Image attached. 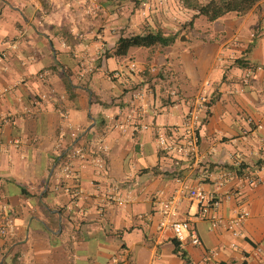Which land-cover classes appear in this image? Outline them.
<instances>
[{
    "label": "crops",
    "instance_id": "0c3cea01",
    "mask_svg": "<svg viewBox=\"0 0 264 264\" xmlns=\"http://www.w3.org/2000/svg\"><path fill=\"white\" fill-rule=\"evenodd\" d=\"M205 1L0 0V204L14 225L0 264H264V0L212 22L193 18ZM185 23L173 45L104 56L120 36ZM200 90L197 161L162 151L157 135L181 125ZM86 129L87 155L69 159ZM194 187L225 220L248 212L238 235L197 216ZM174 195L175 218L199 238L177 252L159 227Z\"/></svg>",
    "mask_w": 264,
    "mask_h": 264
},
{
    "label": "built area",
    "instance_id": "2783aa9c",
    "mask_svg": "<svg viewBox=\"0 0 264 264\" xmlns=\"http://www.w3.org/2000/svg\"><path fill=\"white\" fill-rule=\"evenodd\" d=\"M134 64H131L133 67ZM113 77H118L119 72H114ZM208 85L204 82L203 86ZM208 98L204 90H200L192 99L191 105L183 117L181 125L175 127L173 132H161L157 135V143L160 149L166 153L180 155L181 157L198 159V129L201 125L202 118L206 113ZM66 127H72L71 122L67 121ZM121 127V126H120ZM74 143L68 148L69 159H82L87 155V148L84 145L78 144L82 138L76 134L73 136ZM108 147L102 136L94 138L93 162L98 168L105 167V154ZM66 175L73 173L71 162H66L62 168ZM251 185H256L257 181L251 180ZM187 196L197 204V216L199 218L208 219L212 227L224 226L226 230L233 235H238L242 222L248 216L245 210L239 211L233 218L225 220L220 216L218 211L219 201L214 194L205 191L201 187L189 188ZM177 196L170 197L163 203V218L159 222V227H169L174 234V237L179 242L190 240L192 244H198L199 238L196 231L191 226L189 219L177 220V209L179 204ZM0 211L3 222L0 225V236L11 234L14 230L12 215L10 208L4 204H0Z\"/></svg>",
    "mask_w": 264,
    "mask_h": 264
},
{
    "label": "trees",
    "instance_id": "16d2710c",
    "mask_svg": "<svg viewBox=\"0 0 264 264\" xmlns=\"http://www.w3.org/2000/svg\"><path fill=\"white\" fill-rule=\"evenodd\" d=\"M259 1L260 0H207L203 3H195L193 5V9L196 11V13L193 15V18L202 16L207 21L212 22L228 13H234L236 15L242 16L247 14ZM178 36L179 35H176V33L166 34L160 29L156 31L147 29L143 33L132 34L129 36H120L115 42L114 47L105 51L104 56L106 58L125 56L128 54L131 48L170 46L175 43V40L178 39ZM126 91H128V89H125V92ZM102 104L104 106H108L106 103ZM64 157L65 154L61 157V159ZM173 242L175 246L174 251H179L180 242L175 237ZM179 254L181 257L185 258V255L182 251Z\"/></svg>",
    "mask_w": 264,
    "mask_h": 264
},
{
    "label": "rangeland",
    "instance_id": "374dc122",
    "mask_svg": "<svg viewBox=\"0 0 264 264\" xmlns=\"http://www.w3.org/2000/svg\"><path fill=\"white\" fill-rule=\"evenodd\" d=\"M174 31H175L176 35L190 34L189 32L191 31V25H189V23L181 24Z\"/></svg>",
    "mask_w": 264,
    "mask_h": 264
},
{
    "label": "water",
    "instance_id": "95a60500",
    "mask_svg": "<svg viewBox=\"0 0 264 264\" xmlns=\"http://www.w3.org/2000/svg\"><path fill=\"white\" fill-rule=\"evenodd\" d=\"M88 129H89V128H88ZM88 129H86L84 132H82L81 135H80V137L83 136V135L86 133V131H87Z\"/></svg>",
    "mask_w": 264,
    "mask_h": 264
}]
</instances>
